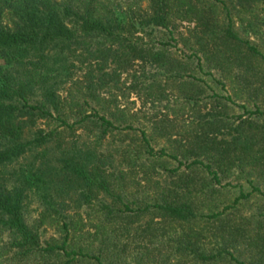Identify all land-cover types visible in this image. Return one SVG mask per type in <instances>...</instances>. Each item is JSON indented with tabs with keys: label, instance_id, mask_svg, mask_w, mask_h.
Returning <instances> with one entry per match:
<instances>
[{
	"label": "trees",
	"instance_id": "1",
	"mask_svg": "<svg viewBox=\"0 0 264 264\" xmlns=\"http://www.w3.org/2000/svg\"><path fill=\"white\" fill-rule=\"evenodd\" d=\"M255 1L264 5V0ZM174 10L184 16L192 9L177 0H0V57L4 61L0 64V232L10 236L12 258L26 262L41 256L37 264H80L94 258L96 264H106L103 257L109 256V237L96 239L97 226L95 239L88 243L91 249H68L69 235L78 229L61 212L66 200L88 204L94 193L103 192L111 198L102 205L105 218L119 221L125 229L150 207L163 221L195 222L205 216L219 222L220 228L213 233L219 238L215 249L202 248L204 243L195 232L182 233L172 251L178 258L189 256L201 264H214L230 255L237 264H264V224L258 221L247 230L225 218L231 213L226 210L236 209L251 191L241 190L222 210L206 214L199 212L192 195L202 190L194 179L199 170L210 176V182L203 186L207 194L217 190L214 185L220 183L221 176L234 170L243 172L252 188L261 192L249 176L264 179V125L250 116L264 113L259 107L245 109L231 120L225 103L231 100L230 95L208 94L212 107L199 116L196 129L180 137L164 133L169 150L164 146L155 150L152 135L141 129L143 154L176 159L174 167L160 166L179 181L161 186L159 199L131 213L115 207L130 208L123 197V170L119 167L126 160L124 148L128 145L123 146L117 160L110 152H98L96 145L120 128L133 127L129 122L120 127L112 114L99 111L108 108L98 99L100 90L114 76L142 62L163 67L181 85L190 86L185 91L187 99L196 102L200 92L192 67L171 54L169 40L145 39L157 29L176 39ZM196 14L200 20L198 47L188 57H196L200 71L214 80L213 71L225 70L224 63L237 61L240 65L243 59L262 56L231 23L219 32L213 16L201 11ZM245 113L249 115L244 117ZM51 121L56 125L46 128ZM78 129L93 136L94 146L79 142ZM29 157L24 164L22 160ZM31 195L44 205L42 218L47 212L52 223L64 219L61 243L41 245L38 230L28 225L25 207ZM86 233L93 235L89 229ZM242 243L246 244L247 257L238 250Z\"/></svg>",
	"mask_w": 264,
	"mask_h": 264
},
{
	"label": "rangeland",
	"instance_id": "2",
	"mask_svg": "<svg viewBox=\"0 0 264 264\" xmlns=\"http://www.w3.org/2000/svg\"><path fill=\"white\" fill-rule=\"evenodd\" d=\"M186 9L192 10L181 16V13L174 12L177 29L176 39H171L166 30L157 29L145 36L146 40L158 39L171 42L169 46L171 54L181 59L187 67H192V72L196 75L195 83L197 91H200L196 102L185 97L186 84L171 77V74L163 67L142 63L134 65L132 69L123 72L119 77L114 76L113 80L99 92V98L108 107L105 112L120 127L125 123H131L133 128H120L113 136H109L96 145V150L102 153H112L117 160L121 158L120 152L124 145L126 150V160L120 163L123 170L122 185H124V200L129 205V210L120 204L116 208L125 209L127 213L137 210L138 206L144 207L153 203L160 197L161 186L169 184L170 181L178 183L176 175L169 176V171L162 170L160 164L167 167H174L178 161L172 157L149 158L143 154L141 145L143 140L141 129L152 135L151 144L155 150L161 147L171 149L170 142L166 140L164 133H169L172 137H180L190 130L197 128L198 119L208 109L212 107V99L208 94L216 91L223 95H230L231 100H226L228 115L231 120L236 119V115L242 114L245 109H256L257 107L264 113V5L255 0H177ZM145 2L142 3V6ZM176 9V8H175ZM196 11L213 16L218 21L220 30L231 23L232 28L243 38L248 39L262 53V56L243 59V63L238 65L237 61L224 63L222 72L213 71L215 80L205 72L200 71L196 57H188L194 49H197L196 40L200 30L199 19ZM198 32V33H197ZM197 33V34H196ZM218 33V32H217ZM186 39V41L184 40ZM158 40V41H160ZM230 51V50H229ZM249 62L247 64L246 62ZM186 62V63H185ZM188 62V63H187ZM0 64L4 61L0 57ZM201 64L206 69L205 62ZM188 91V90H187ZM93 107H99L92 104ZM245 106V108L243 107ZM87 109H90L87 107ZM249 114H244L247 117ZM118 117V119H117ZM253 119L259 125H264V114L257 116L252 114ZM127 121V122H125ZM57 122L51 121L46 128L54 127ZM68 133V132H67ZM79 142H85L88 146H94L93 136L87 135L78 129L75 131ZM157 135V136H156ZM151 138V136H149ZM125 141L120 143L119 139ZM122 145V148L121 146ZM29 156V155H28ZM123 157V156H122ZM31 157L22 160L25 164ZM185 172V166L181 167ZM197 188L202 190L193 191L194 200L198 205L199 212L210 213V210H222L224 205L231 203L241 190L251 191L252 194L247 200H242L235 209H228L231 213L225 218L229 222L239 224L245 229L256 227L258 221L264 224V179L257 180L255 175L249 176L261 192L255 190L250 185L247 176L243 172L234 170L232 174L220 177V183L215 184L216 191L207 194L204 191V184L210 182L208 176L203 171H197ZM204 177V178H203ZM181 192V191H180ZM111 198L103 192L94 193L92 200L88 204L78 205L71 200H66L64 206H59L66 220L74 223L78 229L70 233V246L68 249L82 246L85 249L91 247L88 243L95 239L97 226L100 227L96 239L109 237V256L104 255L103 261L106 264H201L190 259L189 256H178L172 253L182 233H197L199 242L205 250H212L219 243L213 233L220 228L219 222L211 217H198L195 222L173 223L163 221L155 210L150 207L142 211L139 220L127 229L119 221H108L105 218L103 203H108ZM44 211V205L33 195L26 203L25 217L28 225H32L38 230L41 245L61 243L65 237V232L61 227L64 219L58 218L56 223L50 222L47 212L42 218L40 213ZM246 218V219H244ZM149 224V225H148ZM103 226L104 228H101ZM148 226V227H147ZM89 229L92 236L87 235ZM102 229L105 232L101 234ZM10 236L7 232H0V264H37L41 263V256L30 257L26 262H20L12 258L13 250L9 247ZM123 246V251L120 250ZM97 250V248H94ZM246 244H240L238 250H243L242 254L247 257ZM235 253H237L234 250ZM97 252H95L96 254ZM113 255V256H111ZM236 255V254H235ZM243 257V258H244ZM247 259V258H246ZM80 264H96L94 258H87ZM214 264H237L230 255L218 260Z\"/></svg>",
	"mask_w": 264,
	"mask_h": 264
}]
</instances>
